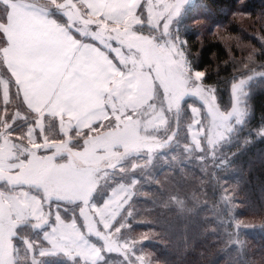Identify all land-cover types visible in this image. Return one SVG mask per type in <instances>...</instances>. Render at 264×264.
Here are the masks:
<instances>
[{"label":"snow or ice","instance_id":"6c2138e0","mask_svg":"<svg viewBox=\"0 0 264 264\" xmlns=\"http://www.w3.org/2000/svg\"><path fill=\"white\" fill-rule=\"evenodd\" d=\"M197 7L198 0H0V264L58 255L71 264H160L143 247L148 237L132 235L139 176L162 159L227 166L219 145L244 122L252 84L264 81V63L250 54L222 109L175 27ZM188 95L202 105H188L181 144ZM171 144L184 155H163ZM101 185L107 195L96 202ZM186 200L173 190L164 203L184 211ZM23 226L40 233L32 238ZM229 227L228 241L242 245L239 232L250 226Z\"/></svg>","mask_w":264,"mask_h":264},{"label":"trees","instance_id":"16d2710c","mask_svg":"<svg viewBox=\"0 0 264 264\" xmlns=\"http://www.w3.org/2000/svg\"><path fill=\"white\" fill-rule=\"evenodd\" d=\"M200 1L205 7L202 17L206 23L193 28L187 35L193 66L204 70V83L215 86L222 99L227 100L230 99L232 77L240 70L241 62L254 54L256 62L264 63V54H261L264 53V40L258 38L259 32L264 36V0ZM215 26H221L220 32ZM251 105L253 114L248 127L259 136L249 134L245 137L248 129L241 131L242 143L228 149V165L216 170L226 178L216 175L215 184L224 180L232 188L236 187L241 210L233 215L264 222V134L259 131L264 128V88L253 92ZM184 167L187 171L163 167L160 170L163 173H157L164 192L159 189L158 203L145 210V216L158 235L157 242L151 244L155 258L160 264H229L225 263L229 258L234 259V264H242L245 258L230 256L232 247H227L228 241L218 230V219L203 202L209 193L217 200L216 187H208L214 180L207 179L195 168ZM173 190L190 198L186 210L164 203ZM246 234L250 238L251 260L264 264V231L257 228Z\"/></svg>","mask_w":264,"mask_h":264},{"label":"rangeland","instance_id":"374dc122","mask_svg":"<svg viewBox=\"0 0 264 264\" xmlns=\"http://www.w3.org/2000/svg\"><path fill=\"white\" fill-rule=\"evenodd\" d=\"M202 2L198 0V7L195 10H189L182 14L181 16L177 17V21L175 24V27L178 29V31L187 38V35L193 28L205 24V20L202 17V14L205 13V7L203 6ZM54 11V10H53ZM55 14V13H54ZM196 17H200L193 23V19ZM215 30L217 32H220L219 29L221 26H215ZM259 40L263 39L264 36L260 32L258 33ZM243 62H247V59ZM257 65L259 63L257 62ZM242 68V64L240 66V70ZM213 86V85H212ZM264 88V84L262 81H255L252 84L251 87V93L249 97L247 98V107H248V113L245 116L244 122L240 123L236 126L234 131L231 133V135L227 138V140L224 143H221L219 145L218 151L219 153L223 154L224 156H227L230 154L228 149L232 147H237L239 144L243 141V134L240 135L241 131H246L248 129V132H246L245 137L249 134H252L253 136L258 137L259 135L257 132L250 130L248 125L251 120L253 110L251 105V97L255 90ZM215 94L217 97L218 104L222 107V109L228 108L231 105L232 98H231V92H230V99L229 97L227 100H223L222 96L220 95L218 89L215 87ZM188 105H195L200 106L202 105V101L199 100V98L188 95L185 97L184 101V110L181 114V127H180V134H178V139L181 140V144L186 142L185 138L187 136V123L189 122L191 113L188 110ZM259 133V132H258ZM261 134V132H260ZM248 141V140H245ZM173 153H179L181 156L184 155L183 148L179 144H171L170 146L166 147L163 150V155L167 156L168 154ZM187 166L188 168L192 169L195 168L199 170L204 176L208 178H212L214 180V183H209L208 187L212 188L216 187L215 196L219 195L217 197V200L212 199V194H206L207 196L204 197L205 199L203 202L210 208L212 211V214L218 219V230H220L221 234L225 236V240L228 241V235L230 233L235 232L234 228H230V224H235L236 221H240L242 226H250L245 228H242V230L239 232V239L243 242L242 245L236 244L233 245L228 241L227 247L231 246L230 250V256L233 257L232 254H235V257H242L245 258L246 261H250L252 259L251 253L249 252V245H250V238L247 236L248 231L257 230L259 228L258 226L262 223L261 220H247L246 217L240 216V215H233L236 210H241V205H238V201L240 200L237 196L236 192L232 191L231 185L224 181L219 180V184L216 183V175L222 178H226L222 172H216L212 169L211 164L203 165L200 161L196 160L195 158H184L183 163L179 166H169L167 165L164 160L162 159L157 165H155L153 168H150L146 171L145 177L147 176H154L155 179H147L144 176H139L140 180L143 181L142 185L137 190V196L135 197V214L134 217L130 220V223L132 225V235L135 237H139L141 235H146L148 238L145 241H142L143 247L146 251H149L151 253L154 252L151 248V244L157 242V232L155 229H153L152 223L147 219L145 216V210H147V206L151 204H157L159 201V192L158 190L161 189V192H164V185L162 184L161 180L159 179V175L163 172H160V170L163 167L170 169L177 168L179 171H187V169L184 167ZM160 172V173H159ZM159 173V175H157ZM159 181L157 183L156 181ZM215 184V185H214ZM225 189L227 190V194L225 193ZM184 194V193H182ZM107 195V190L104 188L103 185L99 187L97 192L93 194V198L96 202H102L103 199ZM230 195L233 197L232 202L229 205H225L224 200L227 198V196ZM191 201L190 198L186 200V206H188V202ZM195 202V201H194ZM172 206H175L172 204ZM178 208V207H177ZM64 215H68L67 213H64ZM234 218V219H233ZM228 222V223H227ZM232 229V230H231ZM23 231L29 235L32 238H36L39 233L40 229L31 228L30 226H23ZM257 235V233H255ZM246 235V236H244ZM109 257L114 261H121L123 259L122 254L120 253H111L109 254ZM156 259V258H155ZM44 264H71V262L67 259L64 255H58V256H46L43 258ZM226 260H224L225 262ZM245 262L242 261V264H245ZM252 264H257L255 261L251 260ZM225 263L234 264V259L229 258ZM240 264V263H239Z\"/></svg>","mask_w":264,"mask_h":264}]
</instances>
